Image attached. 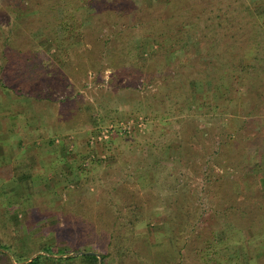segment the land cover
<instances>
[{"label": "rangeland", "instance_id": "obj_1", "mask_svg": "<svg viewBox=\"0 0 264 264\" xmlns=\"http://www.w3.org/2000/svg\"><path fill=\"white\" fill-rule=\"evenodd\" d=\"M91 1L59 0L55 17L49 14L48 26L42 27L36 26L40 21L34 19L39 13L34 2L19 8L17 0H0V22L22 35L7 44L6 65L0 71L10 86H0V242L11 243L20 254L30 253L28 260L44 253V241L72 255L87 243L111 250L106 241L111 223L126 226L132 219L129 231L139 235L133 249L124 260L111 251L105 264H172L174 249L169 247L180 246L188 233L183 221L190 222L194 213L201 218L197 229L203 234L213 228L227 235L226 244L217 243L216 250L203 257L211 264L230 253L242 236V230L222 225L211 209L231 205L233 200L225 195L229 188L244 198L249 186L255 191L246 199L254 206L262 187L261 182L253 185L252 173L235 176L224 156L231 142L224 144L223 137L238 134V118H245L240 123L243 135L253 134L252 124L260 121L262 164L254 169L258 177L264 176V115L242 116L240 106L251 98H246V90L232 86L224 98L214 79L201 78L204 67L212 66L195 53L206 52L209 43L194 41L193 23L182 26L169 18L178 10L196 11L194 6L204 0ZM244 1L252 15L264 12L263 0ZM94 2L101 17L93 14ZM63 10L72 17L61 19ZM201 18L199 33L205 39L209 27L207 18ZM145 21L153 26H143ZM129 27L132 33L141 27L135 52L136 40L126 37L135 55H128L127 61L135 64L114 51ZM31 45L47 64L42 72H33L42 73L37 83H26L24 77L20 81L14 71L26 54L19 50ZM258 48L264 54V39ZM191 55L190 67L186 60ZM177 84L181 90H174ZM201 84L211 90L201 89ZM258 95L264 110V80ZM202 97L207 104L195 102ZM223 102L231 106H209ZM112 133L118 137L110 138ZM241 137L233 144L240 152L244 145H253ZM134 201L144 204L141 212L119 215L118 207L126 211V204ZM194 244L188 243L190 248ZM255 245L251 242V253L260 250ZM186 250L184 262L189 264L193 257ZM142 252L144 258L138 259ZM158 253L159 261L154 260ZM91 261L99 262V257ZM0 264L8 262L2 258Z\"/></svg>", "mask_w": 264, "mask_h": 264}, {"label": "trees", "instance_id": "obj_2", "mask_svg": "<svg viewBox=\"0 0 264 264\" xmlns=\"http://www.w3.org/2000/svg\"><path fill=\"white\" fill-rule=\"evenodd\" d=\"M30 1L34 2L33 4L37 7V12H39L34 17L35 20L40 21L36 24V26L47 27L48 24H46V21L50 22L49 18L51 16L55 17L54 11L58 9L57 5L59 0ZM98 1L100 0H97V2ZM25 2L27 3L29 2V0H17L16 3L20 8L23 4H25ZM91 2H89V4H92ZM97 2H94L96 6L94 8L93 14L95 17H101L102 15ZM204 2L205 3H202L200 6H194L196 8V11L194 12L191 9H187L186 11L178 10L175 15L169 16V18L173 17L177 21L174 22L182 26L184 24L183 22L185 21L193 23V27L191 29H196L194 30L196 32V38L194 39V41L206 40V42L209 43L207 47L208 49H206L207 51L202 50L206 52L195 53V57H198V59L201 58L200 56H203L204 58L207 57V59L205 60H208L209 65L212 66V68H210L209 66L204 67L205 77L201 78L205 82L209 81L210 79H214L212 81L218 83L222 97L224 98L227 97L226 95L228 94V91L231 90L232 86H234L236 90H246V98H251L247 100L249 104H247L246 102V104L240 106L244 112L242 116L255 115V117H261L262 115H264V110H262L263 104H261V97L258 95V91L261 90L262 80H264V54H261L258 46L263 42L264 39V12L258 13L257 15H252L247 10L248 6H246L247 3L244 0H204ZM17 12L18 10H15L14 13ZM63 12L64 17H61V19L70 18L73 15L72 13L67 15L66 10H63ZM203 15L207 18L209 27V35L205 39L203 36H201L202 34L200 35L199 33V21H201V17ZM20 16L21 15L14 17L15 19H13V22L15 23L16 19ZM191 16L194 17L193 19L195 22H197V24L192 22L193 20L191 19ZM169 18H167V20ZM9 23H11V21ZM145 25L153 26L149 21H145L143 26ZM140 28L141 27H134L133 33L131 30L132 27H129V29H127L126 31L123 30L125 38L131 37L136 40L134 41V45H136V47L134 48V52L138 47L137 39L139 37V34L137 32L140 31ZM12 29H14V27L8 26V28H5L4 25L0 22V39H2L4 44L0 47V58H6L2 60V63L0 65L1 72L6 65V63L4 62L7 61V44H13L15 40L22 36L18 31L14 32V30ZM178 31L182 32L184 35H188L189 33L188 30L183 31V28L181 27L178 28ZM162 32H164L163 29ZM118 36H120V33L117 34V37ZM124 37L120 36L117 39L118 43L117 46L115 45L114 51L117 50V56H120V59L127 61L128 55H134V52L132 50V47H130L128 41L129 39H125ZM176 37L179 39L178 35ZM19 51V53L23 52L26 54L22 56L23 60L17 63L14 71L18 72L20 81L24 77L26 83L34 82L39 78L40 75H42V73L37 74L33 72H42L41 70L44 67H47V64L43 62V59L41 58L42 56L40 55V50L36 48L33 49L32 45L29 46L25 51ZM129 61L135 64L134 61L128 60L127 62ZM186 62H188L189 66L191 67L194 62L193 56H189ZM2 78L3 75L2 77H0V86L4 88L10 87ZM35 83L37 82L35 81ZM201 85L204 87L201 89L211 90L210 86L208 87V85L206 84ZM33 87L36 86L32 85V88ZM181 87L182 86H180V84H177L174 90H181ZM197 96L199 95H196V97ZM187 98H189V96H187ZM196 99V103L206 102L207 104V101H205L204 97H202V100H200V98L197 100ZM209 106H213V108H220V106L226 107L231 105L228 102H223L212 105L209 103ZM238 120L241 123L245 121V118H238ZM240 123L236 124V131L238 132L237 135L228 133V135H225L223 137L222 142L224 144H228L231 142V145L224 151V156H226L225 160L227 161V165H229L233 172H235V176H245L252 173V176H254L255 179L253 181V185L257 184V182H261L262 187L261 191H259V194L255 195L254 197V206L249 207L246 199V197L253 195L255 191V187L249 186V188L247 187L244 191V198H237L236 193H234L233 190L229 188V193L225 195L233 200V202L230 203L231 205L217 210L215 208L211 209L212 215L217 212L218 219L220 220L219 222H221L222 225H231L236 228L238 232H241L242 230V236H240L237 239L236 243L231 246L232 251L220 258L215 259L211 264H261L262 260H264V255L261 256L262 248H264V176L258 177L257 173L255 172V170L258 169H254L256 166L260 167L262 164L260 161L261 146H263V144L258 139V137L261 135L259 134V128L261 127V125L260 121L252 124L253 134L243 135L242 133H240ZM241 136L253 141V145H247V147L246 145H244L242 152H240L239 149L236 150L233 145L235 142L234 140H237ZM116 137H118L117 133H112L110 138ZM257 139L259 142L254 141ZM218 152L220 153V151ZM255 158H257V161L254 160ZM252 159L254 160V163L251 164ZM122 206L124 207L125 205ZM144 207L145 206L142 202L134 201L126 204V211H122V207H118V213L119 215L124 216L128 214L134 216L137 214L136 212H141ZM169 211H171L170 208ZM193 212H195V210H193ZM190 215L191 214H189L188 212L187 217H191ZM197 215L198 216L195 217L196 215L192 213L190 222L187 219L183 221V226L187 224L188 233L186 234L185 238L182 239L180 246L177 245L169 247L170 251L171 248L174 249V251H172L171 253V256L173 257L172 260L175 262H171L172 264H185V249H187V254L192 253L193 259L190 260L189 264H209L207 263L208 259H203V257L206 254L208 255L214 252L216 250L217 243H227L228 238L223 230H221L219 235L213 228H210L207 234H203L201 230H198L197 228L199 225V219L201 218L199 217V214ZM132 223V219H129L126 222V226H119L117 221L111 223L109 235L106 240L109 245L108 247L111 250H106L103 247H95L92 244L87 243L81 247H76V251H79L76 254L72 255L65 254L66 252L64 253V250L55 248L53 244L44 241L40 246L44 253L39 252L30 260H28L27 258L30 253H28V255L20 254L18 250L12 247L11 243L0 242V247L7 249L3 250L0 248V260L4 258L6 259L8 264H45V261L47 262V264H75V261H82L83 264H99L98 261H91V258L98 257L96 254L98 253L101 256V264H105V258H108L111 251L113 250L116 251V254L120 258V260H124L127 257L128 249H133V244L138 235L137 233L133 234V232L129 231ZM115 229H118V232L116 234H114ZM192 241H194L195 244L190 248L188 243H191ZM251 242H257L258 246H255L260 250H256L254 251V253H251ZM195 249V252H191ZM141 254L142 255L137 256L138 259L142 257L144 258L145 254L143 252ZM159 256L160 254L158 253L157 257L154 258V260H161ZM11 257L17 260L18 263H14Z\"/></svg>", "mask_w": 264, "mask_h": 264}, {"label": "water", "instance_id": "obj_3", "mask_svg": "<svg viewBox=\"0 0 264 264\" xmlns=\"http://www.w3.org/2000/svg\"><path fill=\"white\" fill-rule=\"evenodd\" d=\"M80 252H84V251H80ZM90 252H92V251H90ZM97 254V256L99 257V264H101V256H100V254H98V253H96ZM29 259H31V258H29Z\"/></svg>", "mask_w": 264, "mask_h": 264}, {"label": "built area", "instance_id": "obj_4", "mask_svg": "<svg viewBox=\"0 0 264 264\" xmlns=\"http://www.w3.org/2000/svg\"><path fill=\"white\" fill-rule=\"evenodd\" d=\"M121 125H122V128L125 129V127H126L125 123L124 124L120 123V126ZM104 136H105V134H104Z\"/></svg>", "mask_w": 264, "mask_h": 264}]
</instances>
